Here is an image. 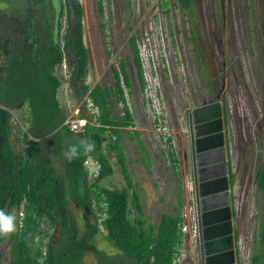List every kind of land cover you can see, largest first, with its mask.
I'll return each mask as SVG.
<instances>
[{
    "label": "trees",
    "instance_id": "1",
    "mask_svg": "<svg viewBox=\"0 0 264 264\" xmlns=\"http://www.w3.org/2000/svg\"><path fill=\"white\" fill-rule=\"evenodd\" d=\"M178 1L182 8L188 6L187 0ZM53 2H57L56 13ZM98 5L102 16V0ZM43 6L31 2L25 8L26 13L0 12V58L3 59L0 65V209L8 213L14 210L20 215L6 264H84L89 253L98 264H177L183 217L162 215L158 224L147 223L120 150L123 131L133 127L132 112L126 105L123 90V86L131 87L125 61L119 62L118 69L112 68L111 87L95 84L90 89L85 83L88 50L83 38L82 5L78 0H43ZM33 12H37V18ZM13 20L15 24L11 23ZM129 43L138 81L144 90L135 38ZM66 58L72 94L79 98L88 94L97 109V114L88 118L84 113L79 115L87 124L78 134L63 125L66 118L57 98L61 81L54 73ZM115 99L122 105V116H115L112 111ZM37 100V105L28 107V131H21V150L16 153L10 138L8 109ZM84 139L95 143V151L85 154L81 148L79 158L69 163L63 153L70 145L79 146ZM53 140L61 147V174L49 167L44 158L45 148ZM105 152L115 153L126 186L103 185L114 174ZM87 159L100 166L98 176L92 181L84 166ZM255 177L259 191L264 192V170H258ZM73 202L85 210L82 236L71 210ZM88 215H92V221ZM100 228L107 243L118 251L116 255L97 248L95 238L101 235ZM51 229L57 230L55 240L48 232ZM8 240L0 238V244ZM261 240L262 249L251 258V264H264V232ZM0 264H3L1 252Z\"/></svg>",
    "mask_w": 264,
    "mask_h": 264
},
{
    "label": "rangeland",
    "instance_id": "2",
    "mask_svg": "<svg viewBox=\"0 0 264 264\" xmlns=\"http://www.w3.org/2000/svg\"><path fill=\"white\" fill-rule=\"evenodd\" d=\"M78 1L83 8V38L84 44L88 50V73L85 78V83L90 89H92L95 84L111 87L113 85L112 68L118 69L119 62L125 61L131 87L127 89L123 86L124 97L128 109L132 112V116L135 117V122L137 127H139L138 129L143 133L144 131H152L154 133H158L159 131L167 135V131L171 132L168 126H173L172 121L179 118L180 114L182 115L180 103H176L175 98H173L174 92H170V94L167 93V98L173 100L172 106H170L168 100L166 102L165 97V89L167 88V92H169L170 87L172 86L171 77L173 78V73L171 70L174 67L173 60L176 59L178 61L177 42L174 36L176 27H173L172 24H170L171 36H167V21L173 20L174 17L179 20L180 14L177 0H102V16L99 12V0ZM246 1L248 4L252 3L251 0ZM31 2H36L38 7H44L43 0H0V12L26 13L25 8H27ZM52 7L54 8V13H56L57 2H53ZM45 11L46 10H44V12ZM32 15L37 18V12H33ZM256 16H258V14H256ZM250 17L252 24H254L252 27L260 31V26L255 25L252 14H250ZM65 19L66 17L64 16L62 19L63 28H65ZM11 23L15 24V21L13 20ZM131 36H136V43L139 49L145 80L144 90L140 87L132 60L129 43ZM259 43V50H264L263 40H259ZM189 46L190 44L188 43L187 47L190 48ZM250 61L255 62V57H250ZM67 63L68 59L66 58V61L62 63L61 66L57 67L54 73V75L61 81L57 98L64 117H75L84 113L85 118H88L97 114V109L92 106L91 100L87 97L88 94L81 98L72 94L68 80L70 69L68 68ZM2 64L3 59L0 58V65ZM178 71L181 73L182 70L180 67L178 68ZM237 71L236 68V73L238 75L239 71ZM170 72L172 73V76H170ZM242 91L244 98L242 99V106L239 108L242 117L237 120L236 134L238 137L234 154L238 160L237 168L239 165V168L246 171L247 175L252 176L257 170H261L264 167V101L261 98L259 100L260 103L258 108L260 115L258 116L256 113L257 108L255 107L254 102L251 101V97H248L246 89L242 88ZM35 99L38 98L36 97ZM38 102L39 100L35 102L28 101L25 105L8 109L11 113L10 138L16 153H19L21 150V131L24 133L28 131V107L31 108L33 105H37ZM251 104L254 108L251 107ZM121 106L122 105L115 99L114 109L112 110L115 116H122ZM243 112L245 113L244 116ZM94 120L95 118H93V121ZM122 136L124 137L123 142L126 145V150L124 151L127 160L136 162L142 159L146 166V170L149 172V174L143 175L146 176L144 179H140L141 173H138L134 168L131 169V176H129L131 183L133 181L140 182L142 180L146 183L147 188H145L144 193L141 194L143 218L146 219L149 224H157L161 215L166 214L169 216L174 212L172 210L173 207H176V215L183 217L184 213L181 214L180 212L183 206L181 200V172L174 171V174L170 172V165L167 161V180L165 176L162 179L160 176V165L156 164L157 155L153 154L150 156V159L148 157L149 153L151 155L152 151L157 150L155 149L156 146L152 144L149 146L148 144H145L144 141H141L143 146L137 145V143H139L138 140L141 139L137 137V143L136 140H134V142L130 144V142L127 141L129 137L126 135L125 130L123 131ZM60 151L61 147L59 142L53 140L47 144V147L45 148V154L47 155L44 158H46L49 167L55 169L61 174L63 172V165ZM108 153L109 155L107 154V156L113 166L114 174L112 177L105 180L103 185L109 188L125 186L124 177L119 173L120 171L116 163V158L112 153ZM149 163L152 165L151 168H149ZM159 178L162 180L160 182L161 186H159L162 187V189L159 190L160 193H157L153 186L157 184L156 181H158ZM248 184L246 183L245 185L246 191L250 190ZM131 185L134 189L137 187L134 184ZM175 191L177 192V197H175ZM257 195L256 209L260 213V215L258 214V217L261 218L264 199L261 191L257 192ZM176 198L178 202L175 205ZM245 200L246 199L244 198V202ZM246 208L248 207L244 203L243 216L245 215L244 211ZM71 210L77 217L80 235L82 236L85 232V210L77 208L75 202L71 204ZM11 214L16 216L18 224V216H20L18 212L13 210L11 211ZM186 214L187 213H185V215ZM173 215L174 214L171 216ZM87 217L92 221V215H88ZM245 224L246 220H244V225ZM260 228H264V223L263 227ZM48 232L54 240L57 238L58 233L56 229H51ZM100 234L101 235H97L95 238L97 248L101 251H106L109 254H116L117 250L112 248L105 240V233L102 228H100ZM253 234L255 235V231ZM12 236L8 241L0 244V252L3 254V264H6L9 261V250L11 248ZM84 263L95 264L93 254H87L84 258Z\"/></svg>",
    "mask_w": 264,
    "mask_h": 264
},
{
    "label": "flooded vegetation",
    "instance_id": "3",
    "mask_svg": "<svg viewBox=\"0 0 264 264\" xmlns=\"http://www.w3.org/2000/svg\"><path fill=\"white\" fill-rule=\"evenodd\" d=\"M187 1L188 6L182 8L177 0L179 20L174 17L167 21L168 37L170 24L176 27L178 61L173 60L172 86L169 92L165 89L166 102L172 106L167 93L174 92L173 98L180 103L184 117L186 109L201 105L204 89L212 88L208 100L219 95L225 98L231 131L236 133L237 120L242 117V88H264V50H259V40L264 42V0H251V4L246 0ZM250 14L260 31L252 27ZM132 37L136 40V36ZM250 57H255V62ZM251 107L254 108L252 104Z\"/></svg>",
    "mask_w": 264,
    "mask_h": 264
},
{
    "label": "water",
    "instance_id": "4",
    "mask_svg": "<svg viewBox=\"0 0 264 264\" xmlns=\"http://www.w3.org/2000/svg\"><path fill=\"white\" fill-rule=\"evenodd\" d=\"M212 94V88H205L201 105L179 117L177 149L183 158L181 175L189 217L185 240L189 264H239L237 196L231 170L233 132L225 98L219 95L208 100Z\"/></svg>",
    "mask_w": 264,
    "mask_h": 264
},
{
    "label": "crops",
    "instance_id": "5",
    "mask_svg": "<svg viewBox=\"0 0 264 264\" xmlns=\"http://www.w3.org/2000/svg\"><path fill=\"white\" fill-rule=\"evenodd\" d=\"M245 77H247V75H245ZM247 81H248V77H247ZM263 84H264V79H263ZM245 89H246V93L248 94V97H251V101L254 102L255 107L257 108L256 113L259 116L260 115L259 114V108H258L259 103H260L259 100L261 98L264 101V88H261V89L245 88ZM260 94H261V96H260ZM227 98L229 99L228 96H227ZM229 103H231L230 99H229ZM171 120H172V118H171ZM176 122H177V124H176ZM172 123H173V126H171V127L168 126L171 132L167 131V135L164 133H161L159 131H158V133H156V132L154 133L152 131L151 132L150 131H144V133H143V132H141V130L138 129L139 127H137V124L135 122V117L133 116V127H128L125 129L126 135L129 137L127 139V141L130 142V144H132L134 142V140H136V137H137V138H141L140 140L137 139L139 141V143H137V140H136L137 145L143 146L141 141H144L145 144H148L149 146H150V144L156 146L155 149H157V150L152 151L151 155L149 153L148 157L150 159V156H152L153 154L157 155L156 164L160 165V173H161L160 176L162 179L165 176L166 180H167V161L170 165V167H169L170 172H172L174 174L175 173L174 171H178V172H181V174H182V167L181 166H182V159L183 158H182L181 152L177 149L178 139L176 138L180 134V129L178 128V126L180 125V118L173 120ZM232 128H233V126H232ZM167 136H168V138H167ZM237 137H238V135L235 132L231 133L232 163H233L231 170L233 173L232 177H233L234 186H235L234 192H235V195L237 196V201H238V204H237V212H238L237 230L239 232V241L237 244L236 253L237 254L239 253V255L237 256L239 259V264H251V258L253 256L259 254L261 249H262V247H261V241L262 240L261 239H262V232H264V228L262 229L260 227H263V223H264V202H263V211L261 213V218H260V217H258V214L260 215V213L256 209L257 208V206H256L257 205V199H258L257 192H259V188H258V185L255 183V178H256L255 176H256V172L258 170L255 172L254 175L252 174V176H249V175H247L246 171H243L242 169L239 168V165L237 168L238 160L234 154V151H235L234 149L236 146ZM123 139H124V137L121 135V140H120L119 146H120L121 153L124 156L125 165H126L129 176H131V169L135 168L138 173H141L140 179H142V178L144 179L146 176H143V175L149 174V172L146 170V166L144 165L142 159H140L136 162L127 160L126 154L124 151V150H126V148H125L126 145L123 142ZM104 140H106V139H104ZM110 153H112V152H110ZM105 154H106V156H107V154L109 155L108 152H105ZM112 155L116 158V161H117L116 163H117V166L119 167V171H120L119 173L122 174L121 169H120V165L118 164V160H117V157L115 156V153H112ZM151 167H152V165L150 164L149 168H151ZM261 170H264V167ZM149 171H150V169H149ZM163 172H165V173H163ZM122 177H123V174H122ZM159 179H158V181H156L157 184H155L153 186L154 190L157 193L158 192L160 193L159 190L162 189V187H159V186H161L160 182L162 180L161 179L159 180ZM172 179H173V175H172ZM180 181H181V189H182L181 200H182V205H183L180 212H181V214L184 213L183 214L184 219L182 221V226L185 227L187 229V232H188V226H189L188 213H187V216L185 215L186 211L188 210V207L186 206V202L184 200L185 194L183 193L184 192V185H183L182 175H181ZM140 182H141V184H140ZM140 182L133 181L132 184L137 186L135 188V191L138 194L139 202L142 205L141 194L144 193L145 188H147V187H146V183L144 182V180H142ZM246 183L247 184L249 183L248 188L250 190H248V191L245 190ZM125 186H126V182H125ZM119 188H121V187H119ZM261 193L263 194V199H264V192H261ZM244 194H245V197H244ZM175 197H177L176 191H175ZM244 198L246 199L245 202H244ZM177 202L178 201L176 198L175 205L177 204ZM244 203L246 204V206L248 208L245 209L246 213L244 211L245 215L243 216V204ZM172 210L174 211L172 214L176 215L177 214L176 207H173ZM172 214H170V215H172ZM163 215H166V214H163ZM244 220H246L245 225H244ZM159 221H160V219H159ZM255 223H256V227H255ZM154 225H156V224H154ZM254 231H255V235L253 234ZM186 234L187 233H185V235L183 234L182 239H181V243L178 247L177 264H189V257H188V252H187L188 246H187L186 240H185ZM117 253H118V251H117Z\"/></svg>",
    "mask_w": 264,
    "mask_h": 264
},
{
    "label": "clouds",
    "instance_id": "6",
    "mask_svg": "<svg viewBox=\"0 0 264 264\" xmlns=\"http://www.w3.org/2000/svg\"><path fill=\"white\" fill-rule=\"evenodd\" d=\"M81 148L83 149L84 153L87 154L94 152L96 145L94 142H90L88 139H84L79 142V146L70 145L67 151L63 153V155L66 160L71 163L74 159L79 158V156L81 155ZM17 231L18 226L16 216L14 214L4 211L3 209H0V238L8 239ZM186 232H183V234L185 235Z\"/></svg>",
    "mask_w": 264,
    "mask_h": 264
},
{
    "label": "built area",
    "instance_id": "7",
    "mask_svg": "<svg viewBox=\"0 0 264 264\" xmlns=\"http://www.w3.org/2000/svg\"><path fill=\"white\" fill-rule=\"evenodd\" d=\"M87 124V120L83 117H79L78 115L75 117H67L63 123V125L72 133L78 134L81 133L85 126ZM84 166L87 169L88 175L90 176V178H95L98 176L99 174V170H100V166L98 164V162L94 161V160H89L87 159L84 162ZM185 216V215H184ZM186 228L183 227L182 231L186 232Z\"/></svg>",
    "mask_w": 264,
    "mask_h": 264
}]
</instances>
